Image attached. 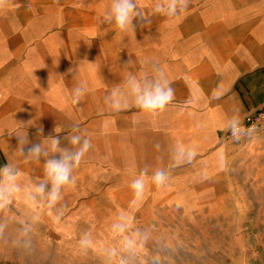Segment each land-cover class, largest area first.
<instances>
[{
	"label": "crops",
	"instance_id": "crops-1",
	"mask_svg": "<svg viewBox=\"0 0 264 264\" xmlns=\"http://www.w3.org/2000/svg\"><path fill=\"white\" fill-rule=\"evenodd\" d=\"M69 10L78 9L16 0L0 11V166L18 173L20 192L12 201H26L45 180L44 158L25 161L17 136L27 135L25 151L49 136L70 147L65 137L78 126L92 147L58 201H132L130 185L142 169L148 197L164 189L152 183L157 169L194 173L221 157L230 117L239 112L243 120L264 104V17L242 26L225 52L196 55L189 36L172 52H138L130 31L88 16L69 18ZM161 73L175 99L153 118L135 108L128 81L153 82ZM78 85L86 92L74 105L70 90ZM113 92L126 109L111 108ZM194 142L195 160L170 168L178 150ZM37 198L48 201L47 193Z\"/></svg>",
	"mask_w": 264,
	"mask_h": 264
},
{
	"label": "rangeland",
	"instance_id": "rangeland-1",
	"mask_svg": "<svg viewBox=\"0 0 264 264\" xmlns=\"http://www.w3.org/2000/svg\"><path fill=\"white\" fill-rule=\"evenodd\" d=\"M39 1L114 25L105 20L112 0ZM136 4L148 21L129 30L138 52H172L189 36L196 55L219 54L264 17V0H189L173 22L155 12L167 0ZM163 187L135 202L12 201L0 210V264H264V132L229 139L221 157L181 168Z\"/></svg>",
	"mask_w": 264,
	"mask_h": 264
},
{
	"label": "clouds",
	"instance_id": "clouds-1",
	"mask_svg": "<svg viewBox=\"0 0 264 264\" xmlns=\"http://www.w3.org/2000/svg\"><path fill=\"white\" fill-rule=\"evenodd\" d=\"M189 0H167V6H161L155 9L159 15L165 16L169 22L177 21L186 13ZM16 6V0H0V11H5ZM139 18L142 22H147L143 14L137 7L136 0H112L110 10L105 15L106 22L114 24L116 29L121 33H127L131 30L135 33L134 20ZM129 61L127 64H130ZM126 64V65H127ZM71 72V69H69ZM131 93L133 95V103L135 108L141 113L151 117H157L162 114L167 106L175 99V90L171 86L169 80L161 73L153 82H145L141 84L130 78L128 81ZM86 89L83 85H78L70 90L72 103L78 105L84 97ZM116 93H112L111 108L115 112H119L122 108L119 101L115 97ZM107 100V98H106ZM227 130L231 132L233 140H240L244 135H250L255 131V125L245 129L240 113H236L230 117ZM40 132L43 129L40 128ZM19 139V151L24 156L25 161L40 162L44 158L43 171L45 180L42 183L34 185L35 195L29 193L26 202L36 203V196H43L47 193L49 207L56 204L61 199V190L74 183L73 172L77 169L85 154L92 147L91 141L84 135L80 134L78 126L71 129V134L65 139L68 140L70 147H62L61 140L58 136H49L40 143L31 144L25 151L24 146L29 144L27 135L17 136ZM47 141V143H45ZM157 148L160 146L157 144ZM198 152L194 146L192 148H180L175 156V163L170 166L176 167L181 163H192L197 157ZM58 157V158H57ZM148 174L147 168L140 172V177L134 179L130 185L134 193V201L143 197L145 191V183L143 177ZM17 171L11 165L6 163L0 166V210L6 208L12 203L13 197L20 192L17 184ZM170 177V172L157 169L152 174V183L160 188ZM123 231L122 225H117ZM90 244L87 240H81L82 246ZM23 246L29 251L32 250L30 240L23 241Z\"/></svg>",
	"mask_w": 264,
	"mask_h": 264
},
{
	"label": "built area",
	"instance_id": "built-area-1",
	"mask_svg": "<svg viewBox=\"0 0 264 264\" xmlns=\"http://www.w3.org/2000/svg\"><path fill=\"white\" fill-rule=\"evenodd\" d=\"M245 129L251 128L255 125V132H264V104L260 105L253 112L247 114L242 120ZM224 140H229L232 138L231 132L227 129L222 133Z\"/></svg>",
	"mask_w": 264,
	"mask_h": 264
}]
</instances>
